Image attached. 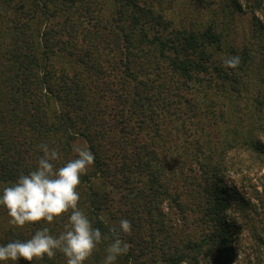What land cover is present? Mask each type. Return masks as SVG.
I'll return each mask as SVG.
<instances>
[{
  "label": "rangeland",
  "instance_id": "obj_1",
  "mask_svg": "<svg viewBox=\"0 0 264 264\" xmlns=\"http://www.w3.org/2000/svg\"><path fill=\"white\" fill-rule=\"evenodd\" d=\"M32 1L0 0V86L14 85L12 61L7 53L14 44L11 27L15 26L14 19L18 15L14 9L26 3L24 12ZM86 1L80 0L75 5L84 13L79 16L81 21L89 22L91 26L98 24L95 19L101 21L100 25H106L113 14L110 1L105 2L107 6L101 11L96 10L98 12H94L91 0V4ZM135 1L140 8L150 9L159 22L166 25L165 30L156 25L146 26L149 39L167 42V38L171 40L175 36V31H187L196 36L213 33L219 44L207 46L202 56L189 58L203 65L205 71L193 72L192 79L186 82L172 72L167 61L159 59V66L167 68L166 76L160 82L167 84L169 91L162 87L160 97L151 101L154 121L163 120L158 133L153 129L134 128L122 138L114 135L120 138L119 142L128 138V156L133 155L131 147L141 149L143 143L154 145L152 149L157 156L154 167L161 173L160 182L169 189L166 196L147 195V206L144 207L139 196L133 194V191L142 189L141 179L135 174L131 179L137 184L132 187L118 175L114 187L106 184L100 189L107 197L110 207L106 214L113 225L118 227L122 218L135 222L131 235L121 234V239L131 245L129 251L134 250L133 256L138 255V251L139 258L142 255L138 250L141 240H153L152 248L141 256L143 260L132 257L125 264H161L160 249L166 250L167 247L174 259L180 257L181 262L188 260L190 264H200L202 256L209 260L208 264H264V0ZM98 3L102 4V1ZM44 4L45 8L40 6L36 14L40 19H35L34 23L37 22L41 33L48 30L52 35L51 29L60 32L59 26L65 17L60 18L58 9L64 5L60 0ZM86 8L89 12L84 11ZM26 13L23 19H26ZM118 38L117 44L121 47L105 50L102 55L99 53L98 62L106 61V64L102 61L106 77L101 76L100 81L118 83L115 91L121 94L122 86L119 85L124 80V71L119 67H124L126 62L129 67L144 66L149 60L140 56L138 48L127 52L120 33ZM56 39L65 40L57 35L54 41H50L55 52L58 51ZM151 52L155 56L156 52L159 54L157 50H151L148 55ZM128 53L132 57L126 60L124 57ZM167 54L173 59L172 52ZM233 55L241 57L240 65L236 69L225 68L223 59ZM51 62L58 73L61 67L70 70L67 68L70 60L53 58ZM5 74L9 82L3 80ZM138 77L142 82L146 77L156 81L153 72L150 76L139 72ZM162 104L170 106L163 110ZM110 115L107 111V123ZM78 146L85 147L86 144L82 141L71 144L70 156H76L74 148ZM119 154V147L111 142L106 145L103 155L110 157L106 161L110 162V168L120 163ZM33 162L36 168L38 161ZM130 168L134 171L132 166ZM158 185L159 182L155 190ZM80 192H84V187ZM215 195H220L221 200L229 204L221 216L233 233L226 246L213 236L218 224L206 214ZM84 211L89 216L88 211ZM65 222L62 219L52 224L43 223L41 227H48L52 235H58ZM137 227L141 229L137 230ZM54 260L56 264H66L65 257L59 252ZM85 264H95L93 257Z\"/></svg>",
  "mask_w": 264,
  "mask_h": 264
},
{
  "label": "trees",
  "instance_id": "obj_2",
  "mask_svg": "<svg viewBox=\"0 0 264 264\" xmlns=\"http://www.w3.org/2000/svg\"><path fill=\"white\" fill-rule=\"evenodd\" d=\"M56 1L58 0H33L24 12L26 3H21L20 8L16 6L14 9L15 13H18L17 19H14L15 26L11 27L14 44L12 49L7 51L12 61L14 85L10 86L8 83L0 86V193L4 186L14 183L21 173L27 174L36 169L33 161H38L41 156L38 148L41 142H46L59 150L62 157L60 164L76 158L70 156L71 144L84 142L94 154L95 161L89 167L87 174L81 177L78 191L80 192L84 187V192H80L79 207L85 206L83 209L88 211L93 226L99 228L106 237L92 255L95 264H103L106 248L112 242L110 229L116 225H113L106 214L110 206L107 205L105 193H101L100 189L106 184L114 187L115 177L118 175H121L132 187L137 184L131 179L135 174L139 180L141 179L142 189L133 191V194L139 196V200L143 202L142 207L147 206V195L166 196L169 192L159 180L161 173L154 167L157 161L156 152L152 149L154 145L143 143L141 149L139 146L131 147L133 155L128 156L126 151L129 146L128 138H123L119 142L120 138L114 135L118 134L122 138L128 135L127 131H132L134 128L153 129L158 133V126L163 120L154 121L155 111L152 110L154 104L151 101L160 97L162 87H166L169 91V86L160 82L163 76H166L167 68L160 67L158 60L167 61L172 72L186 82L192 79L193 72L205 71L203 65L200 66L199 62L189 58L193 55L202 56L206 47L219 44V39L213 33L196 36L187 31H175V36L171 39L174 40L173 43L168 38L167 42L162 43L156 38L149 39L145 31L146 26L149 28L156 25L165 30L166 25L159 22V18L155 17L147 7L140 8L135 0H108L113 13L108 23L100 25L101 21L94 19L98 24L91 26L89 22L83 23L79 18L84 14L83 11L75 8L80 0H60L64 6L58 9V14H61L60 18L65 17L62 25L59 26L60 32L51 29L52 35L48 30L41 33L36 26L37 22L34 23L35 19H40L36 14L39 13L40 6L45 8L44 3L53 4ZM99 1H102V4H99ZM106 1L91 0L94 12L101 11L107 6ZM86 2L91 4L89 0ZM84 11L89 12L87 8ZM25 13L26 19H23ZM75 17L76 19L73 20ZM33 25L36 27L31 28ZM118 33L121 34V43L127 52L138 48L140 56L149 60L144 66L141 64L142 66L139 67H129L126 62L124 67H119L124 71V80L122 79L119 85L122 86L121 94L115 91L118 83L100 81V77L103 75L106 77V74L103 71V60L98 62L99 53L102 55L105 50L121 47V44H117L120 40ZM57 35L64 37L65 40L56 39L58 51L55 52L52 51L50 41H54ZM75 42L79 44L78 47ZM151 50H157L159 54L156 52L155 56V53L151 52V55H148ZM168 52H172L173 59L168 56ZM130 57H132L131 53H128L124 58L128 60ZM53 58L70 60L74 67L69 63L67 68L70 70L66 71L65 67H61L58 73L51 62ZM103 62L106 64V61ZM111 64L114 65V62ZM139 72L144 76H150L153 72L156 81L148 77L143 82L140 81ZM3 80L9 82L6 74ZM165 106L170 105L162 104L163 110ZM107 111L111 114L108 123L105 121ZM109 142L120 149L118 155L120 163L114 168L109 167L110 162L106 163L110 157L103 155ZM100 150L103 152L101 153ZM157 182L160 185L155 190ZM227 206L229 204H225L220 195L219 197L215 195L206 211L207 216L215 219L218 224L213 236L220 239L224 245H228L230 236L233 235L231 227L221 217ZM9 220L6 209L0 206V245L15 240L25 241L31 238L36 230L42 228L41 224H26L23 228H19L11 225ZM133 224L135 222H132ZM54 225H57V222ZM59 228L61 229L62 226ZM139 229L141 228L137 227V230ZM135 237L137 238L138 235L135 234ZM152 241V239L141 240L138 249L142 253L140 258L139 251L138 255H132L133 250L119 257L116 264L128 263L132 257L143 260L141 256L152 248ZM167 250L168 247L166 250L160 249L161 264L181 262L180 257L174 259ZM9 262H0V264H9ZM13 264H28V262L20 260ZM32 264L56 263L54 258L49 259L45 256L42 260H34Z\"/></svg>",
  "mask_w": 264,
  "mask_h": 264
},
{
  "label": "clouds",
  "instance_id": "obj_3",
  "mask_svg": "<svg viewBox=\"0 0 264 264\" xmlns=\"http://www.w3.org/2000/svg\"><path fill=\"white\" fill-rule=\"evenodd\" d=\"M240 63L239 55L223 59V66L229 69L238 68ZM38 148L41 156L36 169L21 173L14 183L3 187L0 206L6 209L9 223L19 228L26 224H52L62 219L66 222L58 235H52L48 227H42L25 241L15 240L0 245V262L23 260L32 264L45 256L53 259L59 252L65 257L66 264H85L106 238L79 207L81 177L94 164L95 156L88 147L78 146L74 148L76 158L58 166L62 157L55 147L41 142ZM110 232L112 242L106 248L103 264H116L117 259L131 248L121 239V234L131 235V221L122 218L118 227L113 226ZM208 262L200 257V264ZM181 264L190 262L184 260Z\"/></svg>",
  "mask_w": 264,
  "mask_h": 264
}]
</instances>
